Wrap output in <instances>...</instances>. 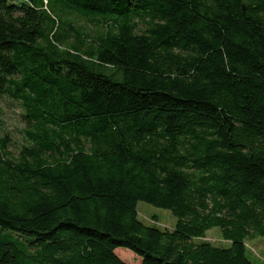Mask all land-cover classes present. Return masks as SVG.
<instances>
[{
    "label": "trees",
    "instance_id": "obj_1",
    "mask_svg": "<svg viewBox=\"0 0 264 264\" xmlns=\"http://www.w3.org/2000/svg\"><path fill=\"white\" fill-rule=\"evenodd\" d=\"M1 96L0 264H262L264 0H0Z\"/></svg>",
    "mask_w": 264,
    "mask_h": 264
},
{
    "label": "rangeland",
    "instance_id": "obj_2",
    "mask_svg": "<svg viewBox=\"0 0 264 264\" xmlns=\"http://www.w3.org/2000/svg\"><path fill=\"white\" fill-rule=\"evenodd\" d=\"M76 22L84 24L89 30L95 28L93 22H86L84 19H76ZM1 118L3 120L1 135H9V150L17 155L21 145L24 143L23 129L24 122L21 116L22 107L19 102L7 97H0ZM139 218L148 225H154L159 228H174L177 218L166 208L155 206L146 201L138 203ZM209 240L216 245L229 246L230 242L221 237L220 229L214 227L207 232V236L202 238ZM202 239H197L200 241ZM248 255L252 260L264 264V236H258L247 240ZM118 256L128 264H140L141 257L130 249L119 247L116 249Z\"/></svg>",
    "mask_w": 264,
    "mask_h": 264
},
{
    "label": "water",
    "instance_id": "obj_3",
    "mask_svg": "<svg viewBox=\"0 0 264 264\" xmlns=\"http://www.w3.org/2000/svg\"><path fill=\"white\" fill-rule=\"evenodd\" d=\"M244 9H245V7H244Z\"/></svg>",
    "mask_w": 264,
    "mask_h": 264
}]
</instances>
